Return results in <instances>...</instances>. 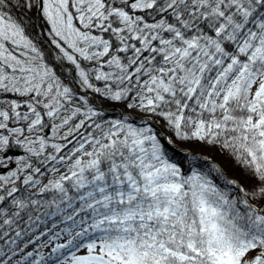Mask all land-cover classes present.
<instances>
[{
  "label": "snow or ice",
  "instance_id": "1",
  "mask_svg": "<svg viewBox=\"0 0 264 264\" xmlns=\"http://www.w3.org/2000/svg\"><path fill=\"white\" fill-rule=\"evenodd\" d=\"M157 120L256 185L175 161ZM0 264H264V0H0Z\"/></svg>",
  "mask_w": 264,
  "mask_h": 264
},
{
  "label": "trees",
  "instance_id": "2",
  "mask_svg": "<svg viewBox=\"0 0 264 264\" xmlns=\"http://www.w3.org/2000/svg\"><path fill=\"white\" fill-rule=\"evenodd\" d=\"M14 2L15 0H13V3ZM9 12L14 18H19L23 22L22 26L26 28V35L33 38L34 42L39 40L44 42L39 43L38 47L41 48L44 54L45 62L50 66H55L54 60H56L59 66H61L63 73L67 76H71L74 83L78 85V82L73 78L71 69L67 66L68 62L66 60L57 59L61 54L55 49V46L50 43V37L47 35V26L40 19L39 12L30 11L22 14V10L12 7L11 4L9 5ZM88 63L87 61H83L82 66H86ZM70 86L74 88L73 83ZM74 90L76 89L74 88ZM88 94H90L88 95L90 96L89 101L93 102L91 104L103 109V114L108 116V118L119 117V112L123 110L122 104L106 101L91 91H89ZM157 127L162 136H167L171 139V145L163 140L161 142L164 143L167 154L173 157L175 161L184 164L186 163V157L190 158V155H195L200 158L197 163L201 165V171H207L212 165H216L223 170V173L229 179L235 181L236 184L239 182L246 191H251L256 185V180L246 175L244 170L236 165L232 158L222 152L218 147L201 142L181 140L174 136L172 132L168 131L163 122L159 120H157ZM223 179V177H220L217 183L223 186Z\"/></svg>",
  "mask_w": 264,
  "mask_h": 264
},
{
  "label": "rangeland",
  "instance_id": "3",
  "mask_svg": "<svg viewBox=\"0 0 264 264\" xmlns=\"http://www.w3.org/2000/svg\"><path fill=\"white\" fill-rule=\"evenodd\" d=\"M44 62H45V61H44ZM45 63H46V62H45ZM49 67H52L54 70H56L57 73H58V75H60V76L62 77V79L65 80L66 83L70 80V79H68L67 77L63 76V74H62V72H61L60 69L56 68L55 66H50V65H49ZM77 88H78V86L75 87V89H77ZM80 91H81V94L87 95L88 98L90 97V96H88V95H89V94H88L89 91H88L87 93H84L83 90H80ZM90 103H93V102L91 101ZM118 118H119V117H118Z\"/></svg>",
  "mask_w": 264,
  "mask_h": 264
}]
</instances>
